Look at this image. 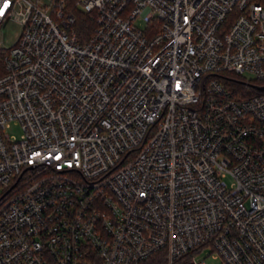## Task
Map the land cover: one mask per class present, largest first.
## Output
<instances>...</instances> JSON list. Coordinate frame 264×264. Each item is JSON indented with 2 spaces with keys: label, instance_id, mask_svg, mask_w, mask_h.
<instances>
[{
  "label": "built area",
  "instance_id": "2783aa9c",
  "mask_svg": "<svg viewBox=\"0 0 264 264\" xmlns=\"http://www.w3.org/2000/svg\"><path fill=\"white\" fill-rule=\"evenodd\" d=\"M74 4L0 0V264H264V0Z\"/></svg>",
  "mask_w": 264,
  "mask_h": 264
},
{
  "label": "trees",
  "instance_id": "16d2710c",
  "mask_svg": "<svg viewBox=\"0 0 264 264\" xmlns=\"http://www.w3.org/2000/svg\"><path fill=\"white\" fill-rule=\"evenodd\" d=\"M68 3V11L75 17V31L78 35L80 42L83 44L87 42L93 35L96 28V21L93 15L84 14L80 10L76 9L74 0H66ZM0 69H2V58L0 54ZM227 79L226 84L235 92H243L247 90V86L240 77L235 75H229L225 77ZM185 264H188V259L184 260ZM141 264H167L166 253L159 252L148 259L144 260Z\"/></svg>",
  "mask_w": 264,
  "mask_h": 264
},
{
  "label": "rangeland",
  "instance_id": "374dc122",
  "mask_svg": "<svg viewBox=\"0 0 264 264\" xmlns=\"http://www.w3.org/2000/svg\"><path fill=\"white\" fill-rule=\"evenodd\" d=\"M137 25L141 29H145L146 25L142 21H138ZM21 33V26L16 23H7L2 28H0V42H2L5 48L12 47L17 41ZM248 79L253 80V76L247 75ZM12 135H16L17 131L13 130ZM208 263L212 264L213 261L209 260Z\"/></svg>",
  "mask_w": 264,
  "mask_h": 264
}]
</instances>
